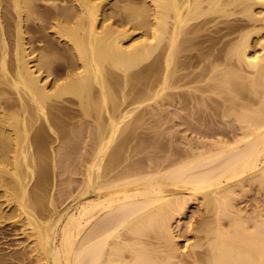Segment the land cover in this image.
Returning <instances> with one entry per match:
<instances>
[{"label":"bare ground","instance_id":"obj_1","mask_svg":"<svg viewBox=\"0 0 264 264\" xmlns=\"http://www.w3.org/2000/svg\"><path fill=\"white\" fill-rule=\"evenodd\" d=\"M197 45L203 66L191 73ZM187 77L199 97L224 98L228 136L195 119L192 131L214 137L164 148L155 132L123 127L135 103H196L174 95ZM255 181L264 184V0H0V225L28 240L11 255L20 264H264V211L234 204L245 191L236 186ZM182 229L195 241L180 244Z\"/></svg>","mask_w":264,"mask_h":264},{"label":"rangeland","instance_id":"obj_2","mask_svg":"<svg viewBox=\"0 0 264 264\" xmlns=\"http://www.w3.org/2000/svg\"><path fill=\"white\" fill-rule=\"evenodd\" d=\"M219 25H221V24H219ZM137 32H139V31H136L135 33H137ZM207 32V31H206ZM205 32V33H206ZM213 32V31H212ZM45 33H49V35L51 34L50 32H47L46 30H45ZM207 34H211V31H210V33H209V31H208V33ZM212 34H214V33H212ZM211 34V35H212ZM211 35H209V36H211ZM216 35V34H215ZM25 36H27L28 37V35H25ZM51 36H53V33H52V35ZM13 37V36H12ZM208 38H210V37H208ZM204 39H206V38H204ZM203 40V39H202ZM223 40V39H222ZM222 40H220L217 44H215V48L214 49H212V52L213 53H215V54H218V49H219V46L221 47V49H220V51H219V53L220 52H222V53H220V54H218V55H220L219 57H222V54L224 55V53H225V48L224 49H222V47H223V44H221L222 43ZM206 41V40H205ZM202 42L203 43V45L205 46L209 41H206V42ZM223 42H224V40H223ZM202 43H200L199 44V46H203L202 45ZM43 44V43H42ZM222 46H221V45ZM39 45L41 46V44L39 43ZM198 46V45H197ZM197 46H193L192 47V49H190L191 50V52L190 51H186L185 52V54L188 52V54H189V52H190V54L188 55V59H187V64L188 63H191L190 64V69H188V67H187V69L192 73H194V71L193 70H199L200 71V69H202L201 68V66H203V64H200V62L199 61H197V60H200L201 61V59H199V58H197L196 59V56L197 57H199V56H202V55H204V54H202V52H204L205 53V51L203 50V49H201V47H200V50L199 51H197L198 49H199V46L197 47ZM203 46V47H204ZM197 47V48H196ZM196 48V49H195ZM203 50V51H202ZM206 51L207 50H209V49H205ZM213 50H217V51H213ZM201 52V53H200ZM211 52V53H212ZM183 53V52H182ZM211 53H209V58H211L212 57V55H211ZM184 54V53H183ZM183 54H181V53H179V55L178 56H181V57H183ZM184 54V55H185ZM192 54H196V55H194L193 57H192ZM198 54V55H197ZM202 54V55H201ZM187 55V54H186ZM191 55V56H190ZM218 55H216V56H218ZM154 57V55H149L148 57H146L145 59H143L141 62H140V66H142L143 67V63H144V65L146 66V64H147V62H148V64L150 63L151 64V62H152V60H153V57ZM192 57V58H191ZM195 57V58H194ZM213 57H215V55L213 54ZM189 58L190 59H193V60H196L198 63H196V61H194L193 62V60H191V61H189ZM202 58V57H201ZM63 61V59H61V62ZM189 61V62H188ZM146 62V63H145ZM201 63H203V61H201ZM147 64V65H148ZM194 64H196L197 66H195ZM187 66H189V64L187 65ZM139 67V66H138ZM137 67V68H138ZM197 67V68H196ZM186 68H185V70L186 71H188ZM191 69H193L192 71H191ZM184 70V69H183ZM180 71L179 70V72L178 73H180V72H182V73H185V71ZM197 70V71H198ZM188 71V72H189ZM196 71V72H197ZM189 72V73H190ZM204 72L206 73V72H208V70H204ZM203 72V73H204ZM153 78V77H152ZM188 78V79H187ZM186 79H184V80H182L183 82H184V84H183V82L181 83V85H186L185 87H179L181 90H180V94H178V92H179V90L177 89L176 90V87H175V89H174V93H176V94H174V95H176V96H178V97H176V98H182V96L184 97V98H186V97H192L193 98V94L194 93H196L197 92V94H194L195 96H194V98L192 99L191 97V99H188V100H185L184 98V100H183V103H188V105H189V101L190 100H192V101H194V100H196L195 102L196 103H193V102H191V104L193 103V105L192 106H185V104L184 105H182L181 106V103H177L176 102V98H173L174 99V101L176 102H174L176 105H177V107H181L180 109H178V108H174L173 107V105H170V104H168L167 102H165V98H160L161 100L163 99V101H161L159 98L156 100V101H152V100H150V101H147V102H144V101H142V103H135L134 105H136V106H134L135 107V110L136 111H134L133 112V115H132V117L131 116H129L128 117V119L130 120V121H128V119H127V123H125V124H123V127L124 126H126V128L127 127H130L131 125H133V126H131V128L133 127V129H137L136 131H138V132H144V133H150V135L151 134H153V132H155V134H160V136H158V135H156V137H158L159 138V140H158V138H156L157 139V141H159L160 143H161V145H163L164 146V148H169V147H173L172 146V144H171V142L175 145V148L176 147H178V148H180V149H182V147L183 146H185V147H183V148H186L187 147V145H189V143H191V144H194L193 142V140L195 139V142H198V141H200L201 140V138H202V140H203V138H205L204 136L205 135H207V133H209L208 131L209 130H211V131H213V130H216V131H214L215 132V136H217L218 137V135L221 133V131H220V127H221V130H222V128H224V130L226 131H224L225 132V134L228 136L229 134H227L229 131H228V129H226L225 128V121H226V119H227V123H229L228 121H229V116L228 117H226L227 115H225V117L224 116H222V113H223V111H221L220 109H222V108H218V107H220L219 105H221V104H219V103H224L223 101H224V98H222L221 96L219 97V95L218 94H216V93H214V91H212L211 90V92H210V90H209V93H208V91L206 92V94H208L209 96H207L205 93H204V95H206V97H208V98H201L202 97V95H201V93H200V95H201V97H199L198 95H199V91H192V88L194 87L193 85H194V83L193 82H195V81H189V78L190 77H187ZM186 80H188L189 81V84L187 83L188 81H186ZM147 81H149V80H147ZM181 82V81H180ZM180 82H179V84H180ZM190 82H192V84L190 83ZM208 82V81H207ZM207 82H205V83H207ZM197 83V84H196ZM195 83V85H198V82H196ZM209 83H211V82H209ZM190 86H192L191 87V90H190ZM185 90H184V89ZM188 88V89H187ZM183 89V90H182ZM212 89V88H211ZM130 90V89H129ZM173 90V89H172ZM187 90V91H186ZM190 90V91H189ZM194 90V89H193ZM171 91V90H170ZM188 92H190V93H188ZM193 93V94H192ZM178 94V95H177ZM180 95V96H179ZM199 97H197V96ZM211 95V96H210ZM74 96L75 95H72V96H69L68 95V97L70 98V99H72V98H74ZM188 97V98H189ZM210 97H211V99H210ZM77 97L75 96V98L74 99H76ZM198 98V99H197ZM201 98V99H200ZM74 99L72 100L73 102H74ZM78 99V98H77ZM187 99V98H186ZM203 99V100H202ZM209 100V104H208V100ZM160 100V101H159ZM182 100V99H181ZM220 102H219V101ZM76 101V100H75ZM159 101V102H158ZM197 101H200V102H198L197 103ZM202 101V102H201ZM206 101V102H205ZM215 101V102H214ZM218 102V104H217V102ZM162 102V103H161ZM76 103V102H75ZM159 103V104H158ZM165 103V104H164ZM168 105H170L169 107L167 106V104ZM182 103V104H183ZM207 103V104H206ZM213 103V104H212ZM214 103H215V105H214ZM146 104L148 105V106H146ZM155 104V105H154ZM161 104V105H160ZM174 104V105H175ZM210 104H212V105H210ZM152 105L153 106H158V105H160L161 107H162V109L160 108V106H156L160 111H163V112H161V116H154L153 115V113H151L152 111H151V109L152 108H154V107H152ZM163 105V106H162ZM207 105V106H206ZM208 105H209V108H208ZM213 105H214V109L212 108L213 107ZM218 107H217V106ZM77 105L76 104H74L73 105V107H75V108H77L76 107ZM79 106V105H78ZM164 106L166 107V108H164ZM195 106V107H194ZM215 106H216V108H215ZM222 106L223 107H225L223 104H222ZM137 107V108H136ZM155 107V108H156ZM171 107V108H170ZM187 107V108H186ZM191 109H190V108ZM146 108H148V109H146ZM151 108V109H150ZM154 108V109H155ZM156 108V109H157ZM169 108V109H168ZM185 108V109H184ZM78 109V108H77ZM165 111H164V110ZM169 110L168 111V113H167V111L166 110ZM175 109H177V110H175ZM183 109V110H182ZM197 109V110H196ZM212 109V110H211ZM216 109V110H215ZM224 109V108H223ZM144 110H147L146 111V113H145V111ZM151 112H150V111ZM172 110V111H171ZM191 110H193L192 112H191ZM217 110H219L220 111V113H221V115H219L218 114V112H215V111H217ZM78 111H80L81 112V110H79L78 109ZM83 111V110H82ZM174 111H176V112H174ZM79 112V113H80ZM144 113L145 114V118H144V120L143 119H141L140 121H139V124L138 125H136L135 126V123H133V122H136L135 120V113ZM150 112V113H149ZM172 112H173V114L174 113H178L179 112V114H180V116H179V114H174V115H172ZM188 112H189V114H188ZM195 112V113H194ZM210 112V113H209ZM137 113H136V115H137ZM163 113V114H162ZM166 115H165V114ZM172 115V117L173 116H175L174 118L175 119H173L172 117H171V115ZM194 113V114H193ZM216 115H215V114ZM167 114H168V117H167ZM197 114V115H196ZM224 114V113H223ZM78 115H81V117H79ZM78 115H76L75 116V118L73 119V120H76V121H78L77 123H79L80 122V124H81V122H83V120H84V122L86 123V119H87V121H88V118H89V120H91L92 118L91 117H87V118H85L84 119V117L82 116V115H84L83 114V112H81L80 114H78ZM153 115V116H152ZM164 115V116H163ZM183 115V116H182ZM195 115V116H194ZM199 115V116H198ZM202 115H203V117H202ZM166 116V117H165ZM170 116V117H169ZM179 116V117H178ZM144 117V116H143ZM156 117H158V119L156 118ZM159 117H161V119L159 118ZM165 119H164V118ZM194 117V118H193ZM202 117V118H201ZM206 117V118H205ZM208 117H209V119H208ZM83 118V119H82ZM91 118V119H90ZM163 118V119H162ZM171 118H172V121L174 120V121H176L175 123H178L179 125H176L174 122H170L169 120H171ZM191 118L193 119V121L191 120ZM204 118V119H203ZM78 119V120H77ZM135 119V120H134ZM169 119V120H168ZM195 119H197V120H201L204 124V126H203V128H205L206 126H208V124H210V128L211 127H214V129L213 128H209V126H208V128H209V130H205V129H202V130H200V128H199V130L198 129H195V131L196 130H198V131H192V129L193 128H191L190 127V125H191V123L190 122H194L195 121V123H197L196 122V120ZM190 120V121H189ZM199 120V121H200ZM209 120V121H208ZM211 120V121H210ZM214 120V121H213ZM142 121V122H141ZM159 121V122H158ZM164 123V121H165V123L163 124L162 122ZM187 122V123H185V124H183L184 122ZM200 121V122H201ZM205 121H208V122H206L205 123ZM220 121H221V123H220ZM82 123V124H84V125H87V124H85V123ZM92 122V121H91ZM167 122H168V124H167ZM199 122V123H200ZM213 122V123H212ZM90 122H88V124H89ZM128 123H130V124H128ZM133 123V124H132ZM140 123H143V124H140ZM169 123H173L171 126V128H173V129H171L170 128V126H169V128L172 130V132L177 128V131H176V133H177V137H176V135H174L175 134V131H174V133L172 134V132H171V136H174V137H171V140H170V135L168 134V132H164V130H166V127H167V125H169ZM181 123H182V125H181ZM224 123V124H223ZM81 124V125H82ZM158 124H160V126L158 125ZM166 124V125H165ZM187 124V125H186ZM190 124V125H189ZM198 124V123H197ZM207 124V125H206ZM212 124V125H211ZM216 124H218V126L216 125ZM220 124H223L222 126L220 125ZM83 125V126H84ZM142 125V126H141ZM188 125H189V129L187 128L186 129V126L188 127ZM199 125V124H198ZM206 125V126H205ZM71 126H72V124H71ZM77 126H78V124H77ZM80 126V125H79ZM166 126V127H165ZM220 126V127H219ZM176 127V128H175ZM155 128V129H154ZM159 128L161 129L160 130V132L161 133H159L158 131H159ZM163 128H165V129H163ZM175 128V129H174ZM181 130H183L182 132H180L179 131V129ZM184 128V129H183ZM216 128V129H215ZM219 128V129H218ZM155 131H154V130ZM158 129V130H157ZM157 130V131H156ZM169 130V129H168ZM170 130V131H171ZM219 130V134H216V133H218L217 131ZM199 131H201V133L199 132ZM157 132V133H156ZM198 132V133H197ZM202 132H203V134L204 135H202ZM213 132V133H214ZM164 134V136H166V138L165 137H162L163 135H161V134ZM165 133H167L168 135H166ZM170 133V132H169ZM179 133V134H178ZM222 133H223V131H222ZM221 133V134H222ZM220 134V135H221ZM224 134V133H223ZM225 134L223 135V136H225ZM200 135H202V137L200 136ZM208 135H210V134H208ZM208 135L206 136V137H208ZM211 135H214V134H212L211 133ZM209 136V138L208 139H210V137H214V136ZM219 135V136H220ZM167 136H169V138L167 137ZM183 138H182V137ZM223 136H221V137H223ZM161 137H162V141H161ZM200 139H198V138ZM164 138V139H163ZM168 139V140H167ZM173 139H175V141L173 140ZM192 139V140H191ZM205 139H207V138H205ZM154 141H156L155 140V138L153 139ZM153 140H151L152 142H153ZM170 140V141H169ZM183 141V142H182ZM159 142H156L155 143V145H157ZM167 142V143H166ZM169 142H170V146H168V144H169ZM187 142V143H186ZM165 144V145H164ZM179 144V145H178ZM154 148H156V147H154ZM161 148V147H160ZM159 148V149H160ZM177 148V149H178ZM159 149L158 148H156V149H154V150H156V151H159ZM153 150V149H152ZM161 150V149H160ZM46 163V162H45ZM44 165H45V167H46V169L44 168ZM49 163L47 162L46 164H41V166L39 165L38 166V168H37V171H46L47 169H49L50 167H49ZM42 166H43V168H42ZM39 168L41 169V170H39ZM48 171V170H47ZM245 187L244 189H245V191H243V193L241 192L240 193V195L239 196H237L238 198H235L234 200H235V202H234V204L236 203L238 206V208H242V210H243V213L244 214H247L246 212H250V213H252L254 210H257V207H258V209H260L259 207H261V210L263 209V211H264V201H263V198H264V184H261L260 182H258V181H255V182H246V184H245V182H244V185H239V186H236V190H241L243 187ZM248 187V188H247ZM250 187V188H249ZM248 190V191H247ZM242 191V190H241ZM237 199V200H236ZM196 202H198L199 203V201H198V199L197 200H195V206H193L190 210V212H189V214H186L187 215V217H188V219H190L189 217L193 214V221H195V218H196V220H197V217H199L198 216V214H197V216H196V213H192L193 211H194V209H197L196 208V206L198 207V205H196V204H198V203H196ZM263 203V204H262ZM235 207H236V205H235ZM199 208V207H198ZM255 208V209H254ZM254 209V210H253ZM192 213V214H191ZM249 213V214H250ZM264 213V212H263ZM195 214V215H194ZM185 215V216H186ZM223 220H225V223L227 222V220L226 219H223ZM222 220V221H223ZM186 222V224H187V219L185 220ZM5 222V223H4ZM3 222V224L4 225H0V241H1V239H2V241H3V244H2V242L0 243L1 245H0V255L2 254V258H4L5 259V257L4 256H6V259L4 260V259H0V264H2L3 263V261H4V264H8V262H9V260L12 262H9V264H20V263H23L22 261H17V260H15L14 258H12V254L15 252V250L17 251V250H20L21 248V250H25L26 248H25V245L27 246V243H28V240H25L22 236H20V235H15L14 234V231H13V229H12V227L10 226V225H8L7 223H9V220H6V221H4ZM216 221H214V223H215ZM217 224V223H216ZM216 224H213V225H216ZM4 226V227H3ZM6 226H9V227H6ZM187 226V225H186ZM193 226H196V221L193 223ZM185 228V227H184ZM1 230H3L2 232H1ZM183 230V229H182ZM184 231H186L185 229L182 231L183 233H182V235H180V237H178L177 238V240L179 241V243L180 244H184V242H188V243H192V241H195L194 240V238H195V235L197 234V232L195 233V231H190V232H184ZM193 232V233H192ZM11 233V234H10ZM4 236H3V235ZM9 234V235H8ZM3 236V237H2ZM19 236V237H18ZM15 237V238H14ZM7 238V239H6ZM182 238V239H181ZM22 239H24V240H22ZM21 240V241H20ZM26 241V242H25ZM6 244H5V243ZM23 242V243H22ZM7 243H8V245H7ZM19 243H21V244H19ZM24 245V246H23ZM5 246V248H3V247ZM10 246V247H9ZM1 247H2V249H1ZM17 248V249H16ZM24 248V249H23ZM5 252V253H4ZM9 252V253H8ZM3 254H5V255H3ZM6 254H9V255H6ZM8 256H9V258H8ZM11 257V258H10ZM2 262V263H1ZM26 262V261H25ZM35 264H38V263H35Z\"/></svg>","mask_w":264,"mask_h":264}]
</instances>
